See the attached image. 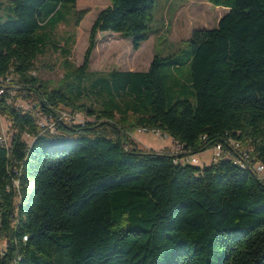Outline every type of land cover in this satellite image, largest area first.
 Returning a JSON list of instances; mask_svg holds the SVG:
<instances>
[{
  "label": "trees",
  "instance_id": "obj_1",
  "mask_svg": "<svg viewBox=\"0 0 264 264\" xmlns=\"http://www.w3.org/2000/svg\"><path fill=\"white\" fill-rule=\"evenodd\" d=\"M76 1L0 0V79L33 92L41 111L93 118L41 132L32 112L0 96L14 127L0 144V264H264V179L230 157L182 164L130 138L161 130L196 153L230 136L264 166V0H207L228 10L192 30L184 57L154 54L145 71L105 74L89 70L96 34L119 33L138 49L155 0H109L72 66L52 30ZM74 14L78 24L86 9ZM48 48L66 70L51 88L32 74ZM184 64L186 79L176 74Z\"/></svg>",
  "mask_w": 264,
  "mask_h": 264
},
{
  "label": "rangeland",
  "instance_id": "obj_2",
  "mask_svg": "<svg viewBox=\"0 0 264 264\" xmlns=\"http://www.w3.org/2000/svg\"><path fill=\"white\" fill-rule=\"evenodd\" d=\"M107 5H109V0H77L75 8L70 4L63 5L56 13L55 17L58 19L62 18V20L54 26L52 36L59 47L67 46L69 48V62L72 66L82 64L83 55L88 43L90 26L97 13ZM75 9H86V14L78 24L75 22ZM225 12V7L214 6L208 3L207 0H155L151 11L153 20L150 24V34L148 39L143 41L141 47L137 51L133 50L130 38L124 37L119 33H112L111 31L97 33L96 42L97 39L100 40V43L104 41L111 42V46L104 45L100 48H102L101 51L103 52L108 46L111 47L109 49L113 57L107 59L97 49L93 57L91 54L92 58L90 57L89 70L95 72H98L96 70H101L103 74L107 73L109 69L115 67L116 63H119V58L116 56L120 53L117 52H121L123 58H127L128 54H132V65L142 63L141 68L143 69L150 63L154 54L161 57L170 55L184 57L186 51L189 50L188 39L192 30L215 27L219 18ZM98 51H100V54ZM63 59L64 57L58 51L48 48L44 54L39 55L35 59L32 74L42 81L47 88L56 87L66 72ZM138 68L140 67H135V69ZM163 71L168 77L174 76L173 70L169 67L164 68ZM188 72L189 66L188 64H184L176 74L186 79ZM7 86L10 87L8 92L10 101H7L8 104H13L16 108L18 107V109L25 111L31 110L35 117L37 113L41 112L39 111V100L33 92L27 95L25 90L17 88L14 80H9ZM80 117L83 120H93V118L81 112ZM2 132L5 137V144L8 146L14 133V127L6 114L0 111V133ZM130 135L134 137V139L130 138L138 149L146 151H172L170 148H163L164 145L171 143L170 137L167 136V138L161 139L155 130L135 129ZM22 138L27 144L32 140V138L26 137L24 133L22 134ZM125 147L128 148V145ZM213 152L212 147H210L194 153L198 161L191 164L198 167L209 165L212 161ZM260 175L264 176V170Z\"/></svg>",
  "mask_w": 264,
  "mask_h": 264
},
{
  "label": "built area",
  "instance_id": "obj_3",
  "mask_svg": "<svg viewBox=\"0 0 264 264\" xmlns=\"http://www.w3.org/2000/svg\"><path fill=\"white\" fill-rule=\"evenodd\" d=\"M9 80L10 79H0V96L4 94L5 91L9 92L10 87L7 86ZM27 111L30 112L31 110ZM39 111L41 110L39 109ZM36 115V117L34 116L36 119V124L41 132L48 131L54 133L59 124H82L85 121L83 120V118L80 117V112H71L68 109H64L57 106L50 107L49 110L41 111ZM155 132L161 139L167 138L168 136L166 133L160 132L159 130H155ZM24 135L26 137L32 138V136L27 132H24ZM202 139H204V137H202ZM173 142L174 147L173 150L170 151V153L174 154V160L176 162L185 164L196 163L198 161L191 149H185L183 145L178 141L173 140ZM0 144L6 146L3 132L0 133ZM212 149L214 151L212 155L213 161L221 157L233 158L234 161L237 162L240 167L247 168L253 171L258 177L264 179L260 175V173L264 170V166L261 163L254 161L253 157L250 155L251 149L249 147H244L241 144L240 140L227 136L223 138L221 142L214 144V146H212ZM17 183L18 182L16 181L15 184L17 185Z\"/></svg>",
  "mask_w": 264,
  "mask_h": 264
},
{
  "label": "crops",
  "instance_id": "obj_4",
  "mask_svg": "<svg viewBox=\"0 0 264 264\" xmlns=\"http://www.w3.org/2000/svg\"><path fill=\"white\" fill-rule=\"evenodd\" d=\"M208 2V1H207ZM209 3V2H208ZM226 8V7H225ZM228 10V8H226V11ZM103 32H105V31H99L98 33H103ZM112 33H116V32H112ZM131 43V42H130ZM143 44V42L141 43V45ZM100 45V46H99ZM104 45H109V46H111L112 44H111V42H109V41H104V42H102V43H100V40L99 39H97V42H96V46H95V48H94V50H93V53H92V57H93V55H95L94 53H95V51H97V49H99L100 51H101V49L102 48H100V47H102V46H104ZM141 45H140V47H141ZM108 46V48H106L103 52H102V54L104 55L103 57H105V58H107V59H109V58H111V57H113L112 56V53L110 52V49L109 48H111V47H109ZM139 47V48H140ZM138 48V49H139ZM133 49V48H132ZM138 49H136L135 51H137ZM134 50V49H133ZM100 51H98L99 52V54H100ZM117 53H120V54H118L116 57L117 58H119L118 59V62L119 63H116L115 64V67H113L112 69H109L107 72H109V71H111V70H113V69H115V70H122V71H125V70H133V71H145V70H147L148 69V67H149V64L150 63H148L146 66H145V68L143 69V68H141V65H142V63H139V64H134V65H132V63H133V59H132V54H128L127 55V58H123L122 57V53L121 52H117ZM102 56V55H101ZM91 57V58H92ZM122 65V66H121ZM121 66V67H120ZM135 67H140V68H138V69H135ZM96 71H98L99 73H102V71L101 70H96ZM103 74V73H102ZM138 130H142V129H138ZM130 137L131 138H133L134 139V137L132 136V135H130ZM170 140H172V138H170ZM173 146H174V142H173V140L171 141V143L168 145H164L163 146V148H170V150H173ZM262 176V175H261ZM263 178H264V176H262Z\"/></svg>",
  "mask_w": 264,
  "mask_h": 264
}]
</instances>
